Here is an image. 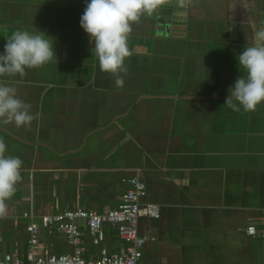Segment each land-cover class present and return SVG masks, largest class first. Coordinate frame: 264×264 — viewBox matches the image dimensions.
Returning <instances> with one entry per match:
<instances>
[{
    "label": "crops",
    "instance_id": "1",
    "mask_svg": "<svg viewBox=\"0 0 264 264\" xmlns=\"http://www.w3.org/2000/svg\"><path fill=\"white\" fill-rule=\"evenodd\" d=\"M85 7L0 0V52L14 31L36 29L54 40L57 57L0 77L35 116L26 128L0 125L5 155L23 161L0 212V250L28 261L32 221L76 207L109 213L124 181L138 178L144 203L161 209L160 219L140 221L144 264H264V104L225 105L242 75L238 55L264 29V0H185L183 8L162 0L132 24L123 87L99 70L80 25ZM41 242L55 254L73 250L58 234L43 232ZM107 243L112 253L121 244L110 227Z\"/></svg>",
    "mask_w": 264,
    "mask_h": 264
},
{
    "label": "clouds",
    "instance_id": "2",
    "mask_svg": "<svg viewBox=\"0 0 264 264\" xmlns=\"http://www.w3.org/2000/svg\"><path fill=\"white\" fill-rule=\"evenodd\" d=\"M181 8L185 0H178ZM162 5V0H86L80 25L94 43L93 56L99 70L115 77V85L123 87L125 61L130 56L128 36L132 24L142 16L151 17ZM0 52V77H23L27 70L57 61L54 40L35 29L16 30ZM242 75L229 88L225 105L233 111H255L264 104V29L252 33L251 42L237 57ZM31 104L18 97L15 87L0 80V125L29 127L35 116ZM7 144L0 138V212L4 202L16 191L21 179L23 161L5 155Z\"/></svg>",
    "mask_w": 264,
    "mask_h": 264
},
{
    "label": "built area",
    "instance_id": "3",
    "mask_svg": "<svg viewBox=\"0 0 264 264\" xmlns=\"http://www.w3.org/2000/svg\"><path fill=\"white\" fill-rule=\"evenodd\" d=\"M128 190L124 193L120 205L106 214H98L83 207L44 215L39 221L27 226L29 234L28 261L13 254H0V264H140L144 257L147 239L139 232L143 218L158 220L161 209L158 205L144 203L147 196L146 185L138 178L124 181ZM30 219L29 214H25ZM112 228L120 241L117 252L112 253L107 243V228ZM61 233L73 249L71 254H55L41 242V235ZM253 238L258 236L256 227L248 229ZM92 247L100 248V255H91L86 239ZM264 239V235L262 236Z\"/></svg>",
    "mask_w": 264,
    "mask_h": 264
},
{
    "label": "rangeland",
    "instance_id": "4",
    "mask_svg": "<svg viewBox=\"0 0 264 264\" xmlns=\"http://www.w3.org/2000/svg\"><path fill=\"white\" fill-rule=\"evenodd\" d=\"M27 226H28V225H27ZM57 234H58V237H59V238H61V239L64 240V236H63L61 233H57ZM57 234H56V235H57ZM26 236H27V235H26ZM41 236H42V235H41ZM43 237H44V236H43ZM43 237H42V239H43ZM49 237H51V236H49ZM53 237H55V236H53ZM26 238H27V237H26ZM52 239H53V238H52ZM52 239L49 238L48 240H49V241H52ZM46 240H47V239H46ZM57 248H61L62 251L58 250ZM57 248H56V253H57V254H71V253L73 252V250H72L71 253H68L70 249L67 248L68 250H65V247L63 248V245H62V247H61V246H58ZM100 250H101L100 248H94V249L91 248V253H92V254H98V255H100ZM5 251H6V249H4V250L2 249V251L0 250V254H1V255H5ZM140 264H144V262L142 261Z\"/></svg>",
    "mask_w": 264,
    "mask_h": 264
}]
</instances>
